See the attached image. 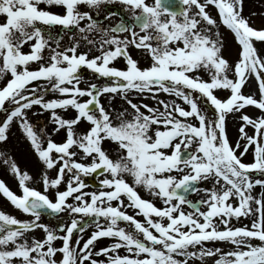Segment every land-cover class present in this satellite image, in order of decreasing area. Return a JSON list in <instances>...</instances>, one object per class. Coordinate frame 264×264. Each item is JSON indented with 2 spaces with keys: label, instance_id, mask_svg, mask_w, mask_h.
<instances>
[{
  "label": "snow or ice",
  "instance_id": "obj_1",
  "mask_svg": "<svg viewBox=\"0 0 264 264\" xmlns=\"http://www.w3.org/2000/svg\"><path fill=\"white\" fill-rule=\"evenodd\" d=\"M111 2L0 0V145L18 126L39 165L33 174L0 150L20 189L0 178V195L31 217L0 208V264H264V27L244 15V0H120L115 12ZM222 29L238 45L234 61ZM84 68L105 83H89ZM252 80L256 91L245 93ZM104 95L127 107H105ZM30 112L48 113L52 129L37 128ZM237 114L233 141L227 119ZM90 174L104 177L102 190L85 191ZM194 192L205 198L189 199ZM45 212L69 222L50 227ZM249 216L250 225L232 224Z\"/></svg>",
  "mask_w": 264,
  "mask_h": 264
},
{
  "label": "rangeland",
  "instance_id": "obj_2",
  "mask_svg": "<svg viewBox=\"0 0 264 264\" xmlns=\"http://www.w3.org/2000/svg\"><path fill=\"white\" fill-rule=\"evenodd\" d=\"M45 6L46 5H42ZM107 8L108 11H122L123 8L125 7L123 4L120 3V0H112L111 3L107 4L105 6ZM54 11H59V9H53ZM211 13L213 15H216V10L213 8L211 10ZM106 15V12L101 14ZM244 15L246 17L250 18L251 23L256 26V27H264V0H244ZM118 17L114 16L112 18L111 21H109L108 23H112L115 24V22H117ZM223 32V38H224V44L225 47L223 49V53L225 55L226 58H228L231 61H234L237 57L238 54V45L236 43V41L234 40L233 34L227 30V29H222ZM71 33H65V42H67V40L70 38ZM257 47L260 49H264V45H261L259 42H257ZM84 50V49H82ZM130 51L132 52V54L135 57H139V51L136 49H130ZM99 54V53H96ZM143 63V61H141ZM117 66L122 67L124 65V61L122 59L118 60L116 62ZM82 72V76L85 80H88L89 83L94 82L97 84H101L103 85L105 83V81L103 79H96L90 72L89 70H87L86 68L81 70ZM201 75L207 79V74L206 73H201ZM82 86H86V85H82ZM257 88V84L255 80L250 81L249 83H247L243 89V91L245 93H252L255 92ZM52 95H54L53 93H49L48 96L51 97ZM159 96V99L161 100H166L169 103H171V101L173 99H176L175 97L169 96L167 93H163L160 92L157 94ZM218 95L220 96H227L228 92L227 91H221L218 92ZM48 98V97H46ZM131 99L134 100V102L136 103H145V104H149L152 107H158V102L157 99H153L152 95L149 93H136L133 92L130 97ZM102 103H104L105 107H108L110 109H117L120 110L124 107H127L126 102L124 101V99L121 96H116L115 99H113L110 95H104L101 97ZM36 109H33V112H35ZM249 112L253 111L252 109H248ZM33 112H30V118L31 120L36 124L37 128H44L45 126H47L48 130L50 131L53 127L50 118H49V114L48 113H44L43 115H34ZM65 115L67 116H71L72 115V111L69 110L67 113H65ZM3 118V114L0 113V119ZM238 123H239V116L237 115H229L228 119H227V130L228 133L230 135V137L232 138L233 141L236 140L237 138V132H238ZM56 139H60L59 136L56 137ZM0 150H7L10 153L14 154L16 159L20 162L21 166L28 169L29 171H31L33 174H37L39 172V165L36 162L35 158L33 157V155L31 154L27 143L25 142L23 135L20 131V129L18 128V126H13L11 128V132H10V138H9V142L7 145H0ZM0 178L5 179V181L8 183V185L14 190L17 191L18 193L20 192V189L18 188L17 185V181L16 179L9 173L7 172L2 166H0ZM103 176H98L97 174H90L88 176H84L82 177V179L85 180V183L87 184V188L85 189V191L87 192H91V191H99L102 190L101 185H100V181L103 179ZM38 187H40V190L43 191L42 186L37 185ZM210 186V182L204 183L201 185V187H207ZM63 187V186H61ZM53 190H50V194H52ZM138 191H140L141 195L144 196L145 198H149L151 199L152 197L150 196V194L143 188H139ZM262 189L257 187L254 191V195H256L259 198V194L261 193ZM54 198V196H53ZM202 198H205V194L203 192H196L195 194H193L190 199L193 201L196 200H200ZM127 202V201H126ZM158 205L161 204V201L157 200L155 201ZM0 208H4L5 210H7L8 212H10L11 214L16 215L17 217L21 218V219H31L30 216H28L27 214H24L22 212H20L19 210L15 209L2 195H0ZM185 211H194L192 208L188 207L187 205H185ZM128 212L130 214L135 215L136 211L134 209L129 208ZM60 219L58 220V223L63 219L64 222H69L68 221V217L65 213H61L60 215ZM138 219L143 220L144 218L142 216H137ZM85 220H87V217H84ZM252 220V217H242L240 218L239 221H237L236 219H233L232 224L235 226H240V225H250V222ZM52 223L50 224V227ZM121 226H125V225H121ZM222 227V225H221ZM95 230V224L94 222H89L85 232L82 234L84 236L85 239L88 238V236L91 234V232ZM34 236H42L43 232L42 230H36L33 233ZM79 235H81L80 233H76L74 234V239H76ZM110 240H101L99 243L103 244V245H107L108 243H110ZM254 243H259V241H253ZM57 245H59L61 242L57 241L56 242ZM215 244V246L218 247H222L225 250H228L229 248H231L232 246L228 243L225 242H209V247H212ZM213 259H208L205 258V261H200L199 259H195L193 261L190 262V264H213Z\"/></svg>",
  "mask_w": 264,
  "mask_h": 264
},
{
  "label": "water",
  "instance_id": "obj_3",
  "mask_svg": "<svg viewBox=\"0 0 264 264\" xmlns=\"http://www.w3.org/2000/svg\"><path fill=\"white\" fill-rule=\"evenodd\" d=\"M45 214H47V215H53V214H50L49 212H45Z\"/></svg>",
  "mask_w": 264,
  "mask_h": 264
},
{
  "label": "bare ground",
  "instance_id": "obj_4",
  "mask_svg": "<svg viewBox=\"0 0 264 264\" xmlns=\"http://www.w3.org/2000/svg\"><path fill=\"white\" fill-rule=\"evenodd\" d=\"M60 138V137H59Z\"/></svg>",
  "mask_w": 264,
  "mask_h": 264
}]
</instances>
